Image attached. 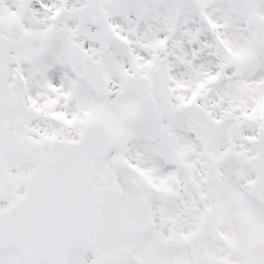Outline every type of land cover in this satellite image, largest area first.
Returning a JSON list of instances; mask_svg holds the SVG:
<instances>
[{
	"label": "snow or ice",
	"instance_id": "obj_1",
	"mask_svg": "<svg viewBox=\"0 0 264 264\" xmlns=\"http://www.w3.org/2000/svg\"><path fill=\"white\" fill-rule=\"evenodd\" d=\"M0 264H264V0H0Z\"/></svg>",
	"mask_w": 264,
	"mask_h": 264
}]
</instances>
